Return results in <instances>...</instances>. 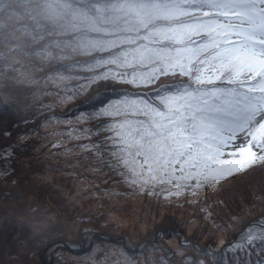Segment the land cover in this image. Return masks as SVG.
<instances>
[{"label": "rangeland", "instance_id": "rangeland-1", "mask_svg": "<svg viewBox=\"0 0 264 264\" xmlns=\"http://www.w3.org/2000/svg\"><path fill=\"white\" fill-rule=\"evenodd\" d=\"M52 1L55 0H0V21L3 13L16 19L5 30L11 34L12 45H18L23 39L21 26L28 30L37 21L38 11L65 9L59 14L66 22L71 16L97 17L89 23V32L86 27L68 28L70 35L48 39L42 52L21 44L20 54L16 53L28 66L35 64L32 76L39 81H58L69 97L52 95L51 104L57 113L52 119L63 122L68 130L101 122L90 120L85 113L65 116L61 112L84 101L96 85L100 84L95 91L119 86L130 92H152L163 85L184 83L178 74V60H192L193 66L199 67L206 59L205 52L209 50V58L214 53L211 45L216 40L230 38L220 35L228 30L217 18L218 13L198 5V0H171L155 6H148L144 0H120L121 11L102 5L96 10L80 0ZM45 21L55 26L50 14ZM226 21L238 32L247 31L245 20L239 22L231 16ZM56 26L64 29V25ZM3 29L0 24V33ZM3 49L0 47V56ZM52 54L58 57L39 67L40 59ZM3 68L0 64V102L7 104V88H24L31 83L24 78L8 83V73H3ZM133 79L149 86L132 87L129 81ZM85 86L88 91L84 93ZM27 90L9 96L14 101L21 96L25 99ZM26 107H19L10 120L0 117V132H12L10 138L0 136L1 146L31 129L45 131L42 124L49 120H34ZM73 138L58 144L71 152L59 153L71 154L74 164L82 160L79 164L84 166L85 159H89L88 164L95 163L72 182L69 174L62 172L61 163H51L58 152L53 141L46 160L33 163L34 157L25 146L22 149L26 154L21 157L24 163L15 165L13 174L0 175V264H209L208 257L199 250L209 245L217 249L226 246L247 223L264 215V163L212 185L207 191L164 198L149 194L163 191L158 184L145 187L124 183L77 147L88 141L75 139V134ZM17 148L21 149L18 141ZM45 163L48 166H43ZM206 212L211 213L210 218ZM233 214L240 220L230 218ZM213 221L224 228L216 227ZM82 227L99 231L110 243L104 242L108 240L100 234L91 233L85 238L91 243L89 248L74 254L66 252L60 245H78ZM47 243L48 250L43 253L41 248Z\"/></svg>", "mask_w": 264, "mask_h": 264}, {"label": "snow or ice", "instance_id": "snow-or-ice-1", "mask_svg": "<svg viewBox=\"0 0 264 264\" xmlns=\"http://www.w3.org/2000/svg\"><path fill=\"white\" fill-rule=\"evenodd\" d=\"M250 3L252 12L243 14L246 32L221 33L230 38L216 40L211 45L214 53L199 67L192 60L177 61L184 83L152 92H103L68 114L85 113L101 122L62 134L88 141L77 147L124 183L160 185L162 192L149 194L164 198L207 191L264 163V22L255 19L264 8L257 10L256 0ZM260 3L264 5V0ZM129 83L149 86L135 79ZM28 135L20 133L0 146V175L15 172L13 161L18 151H24L17 148V141L27 142ZM0 136L10 138L12 132L4 130ZM230 218L240 220L235 214ZM199 251L209 264H264V215L247 223L226 246L209 245Z\"/></svg>", "mask_w": 264, "mask_h": 264}, {"label": "trees", "instance_id": "trees-1", "mask_svg": "<svg viewBox=\"0 0 264 264\" xmlns=\"http://www.w3.org/2000/svg\"><path fill=\"white\" fill-rule=\"evenodd\" d=\"M80 1L81 2L86 1L90 6H93L96 10H98V7L102 5L109 9L116 8L121 11L120 0H80ZM144 1L147 3L148 6H155L156 4L170 3L171 0H144ZM52 2L55 3L56 0ZM116 2L119 3V6L117 7L113 6V4H115ZM202 2H204V0H198V3H202ZM64 10L65 9H60V11H58V8L54 7L51 8V12L49 10L38 11L35 15L37 21L31 24L28 30L26 26H21V34L23 36V39L21 41L22 46H31L32 48H39L38 52H42L43 49L41 47L48 39L54 36L70 35L69 29L74 30L76 28L86 27L88 29L87 30L88 32L91 31L92 28L89 25V23L91 22L92 19L97 18L96 16L89 15L84 18L71 16V18H69L66 22V20L62 19V17L59 14ZM9 14L10 13H8L5 16V14L3 13L2 20L0 21V24L4 27V29L1 32L2 34L0 33V42H1L0 47L1 49L4 48L1 51L2 55L0 56V64H2V67H4L3 73H8L6 77L8 83L17 82L21 78H24L26 82L28 81L33 85L31 86V84H29V86H26L24 88L23 87L7 88L6 90L8 92L9 100L7 104L0 102V117L5 120H10L11 116L16 115L17 113L16 110L21 109L19 107L24 108L27 105L26 109L29 110V113L32 116H35L32 117L34 120L38 121L39 118H41L42 122L49 120V123L42 124V127L44 128L45 131L41 133L35 131L24 132V133H29L28 137L26 138L27 142L18 141L19 144L21 143V149L25 146L28 147V153H31L32 156L34 157L33 163H38L41 161V158L45 160L48 158V155L50 154L49 150H50L51 141H53L52 142L53 144H59L61 141L64 143L66 142L65 140L74 139L73 137L69 138L63 134H60V133H64L68 129L62 126L64 125L63 122H57L56 120L52 119L54 114L57 115L55 111L56 108L51 105L52 95L63 97V99H67L69 97L64 95V92L61 90V87H59L58 81L54 82L48 78H42V80L39 81L34 76H32V72H34L36 69L35 64H30V66H28L26 63L22 62L17 57V55L20 54L21 52V47H19L21 46V44L12 45L11 34L6 32L5 30L6 28H10V26L16 22V19H12ZM48 14L53 16L55 26L45 21V18ZM68 16H70L69 13ZM59 18H61V20H57ZM56 25H64V29ZM4 36H6L5 40H3ZM208 51L204 53L206 55V59L204 60L209 59ZM56 57H58V55L52 54L48 58L40 59L39 67L49 65L50 63H52V60ZM84 59H87V57ZM100 80H101L100 77H98V81ZM98 86H100V84L95 86L93 91H91V93L88 94L87 98L84 101H82L81 103L79 102L73 104L69 108L61 112H63L65 116H69L68 114L72 113L74 109H77L81 105L88 103L89 101L93 100L95 97H97L99 94L103 92H119L122 90H126L125 88H119V86H116L113 88L101 87L100 89L95 91L98 88ZM25 88H28L27 93L24 95L25 99H22L23 96H21L19 100L14 101L12 97L9 96V94L12 92L21 93ZM87 91L88 89L85 86L82 92L85 93ZM47 125H50V127L45 128ZM34 134L35 136H33ZM59 150L62 152L64 151L71 152L72 149H63L58 147V152L52 158V162H51L54 164V166L56 163H61V165L64 166L62 172L69 174L70 182H72L74 178L81 176V174L85 171V169L94 166L95 162H93V165L86 163V161H89V159H85L84 166L79 164L84 162L82 160L75 162L77 164L76 165L72 161L71 154L64 156L59 153ZM19 154H20V158H17ZM25 154L26 153H24V151H18L16 154V158L13 161V165L15 166L20 163L23 164L24 161L22 160L21 157L24 156ZM44 165L48 166L47 163L43 164V166ZM68 212L71 213L72 211H68ZM91 233L101 235L99 231H95L90 227L89 229L82 227L80 232V242L78 243V245L72 246V244H70L69 242H63L60 246H62V248L66 252H69L70 254H74L76 251L81 252L91 246V243L88 241V239H85ZM105 239L108 241H104V242L110 243L109 239L107 238ZM39 244L40 243H37V245ZM49 244L50 243H47L45 247L41 248V250L44 248L42 250L43 253L48 250L46 248L48 247Z\"/></svg>", "mask_w": 264, "mask_h": 264}]
</instances>
